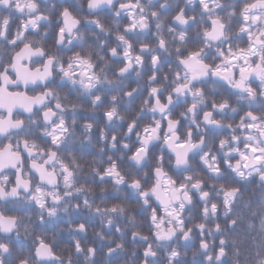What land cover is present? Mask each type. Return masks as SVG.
Instances as JSON below:
<instances>
[{
	"label": "clouds",
	"instance_id": "obj_1",
	"mask_svg": "<svg viewBox=\"0 0 264 264\" xmlns=\"http://www.w3.org/2000/svg\"><path fill=\"white\" fill-rule=\"evenodd\" d=\"M0 264H264V0H0Z\"/></svg>",
	"mask_w": 264,
	"mask_h": 264
}]
</instances>
